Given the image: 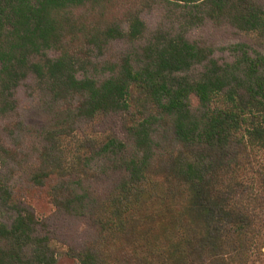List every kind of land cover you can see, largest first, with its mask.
<instances>
[{
    "label": "trees",
    "instance_id": "obj_1",
    "mask_svg": "<svg viewBox=\"0 0 264 264\" xmlns=\"http://www.w3.org/2000/svg\"><path fill=\"white\" fill-rule=\"evenodd\" d=\"M113 1L0 0V119L16 112L15 89L28 76L68 111L69 122L49 133L30 176L50 186L57 206L77 210L87 197L64 183L58 168L67 128L78 118L128 113L138 104L140 116L128 126L131 146L109 136L98 149L120 178L91 208L99 245L74 258L79 264H264V54L236 43L228 46L234 58L220 61L211 46L186 36L209 19L264 42V0H163L184 8L183 21L148 36L132 4L107 19ZM116 38L146 41L108 61L103 80L77 77ZM148 104L170 120L177 149L161 148ZM0 148L7 150L2 138ZM0 199L18 212L10 226L0 222V264H56L49 238L36 234L35 213L1 174Z\"/></svg>",
    "mask_w": 264,
    "mask_h": 264
},
{
    "label": "rangeland",
    "instance_id": "obj_2",
    "mask_svg": "<svg viewBox=\"0 0 264 264\" xmlns=\"http://www.w3.org/2000/svg\"><path fill=\"white\" fill-rule=\"evenodd\" d=\"M128 4L140 11V16L148 28L147 36L150 31L159 27L169 29L183 21L181 15L185 12L184 8L163 0H114L109 4V7L113 6L106 13V18L123 16ZM99 9L100 6L94 7L93 13L98 15ZM186 36L200 45L211 46L214 57L220 61L234 58L228 46L236 43H245L250 52L264 54V42L257 35L240 31L227 22L216 23L206 19L190 26ZM146 38L135 42L121 38L111 40L103 54H96V66L88 71L80 70L77 77L89 76L103 80L109 76L104 69L108 61L116 62L124 54L135 52L145 43ZM45 51L52 58L58 55L54 49ZM199 70L201 68L195 72ZM134 97L137 99V94ZM15 99L16 112L7 119H0V138L7 148H0V174L8 180L17 201L35 213L36 234L49 238L58 255L56 264H79L74 258L75 253L85 247L99 245V232L91 208L105 198L120 178L118 172L112 171L111 161L98 154V149L109 136L124 141L128 147L131 146L128 126L140 116L138 104L128 113L99 114L90 119L78 118L67 128L68 138L63 143V153H59L61 158L57 161L58 168L65 176L64 183L69 182L74 187L77 185L79 193L87 196L77 210L69 211L51 200L48 184L38 186L30 177L39 168L41 153L50 145L46 139L49 133L65 125V121L69 122L68 111L45 91L38 89L33 76H28L17 86ZM192 101L194 105L197 104L195 97ZM145 110L157 115L156 138L161 143V148L168 151L177 149L170 120L158 113L151 104ZM78 153L81 154L79 158ZM73 174L75 177L71 176ZM74 178H81L82 182L77 184ZM17 213L15 208L4 205L0 199V222L10 226Z\"/></svg>",
    "mask_w": 264,
    "mask_h": 264
}]
</instances>
